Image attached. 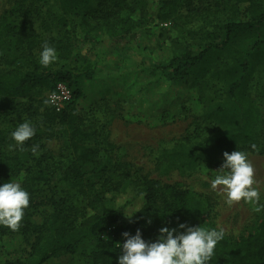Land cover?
<instances>
[{
	"label": "trees",
	"instance_id": "16d2710c",
	"mask_svg": "<svg viewBox=\"0 0 264 264\" xmlns=\"http://www.w3.org/2000/svg\"><path fill=\"white\" fill-rule=\"evenodd\" d=\"M197 1L162 0L157 19L173 22L182 15V11L196 13ZM96 2L98 7L93 8L92 4ZM60 3L63 13L80 10L84 19L92 18L103 22L106 27H112L116 22L119 24L122 12L130 7L128 0H60ZM210 9L203 15L206 24L212 28L206 34L210 39L209 45L198 54L185 52L173 58L166 68H171L174 80L182 81L193 77L202 64L215 56L213 77L221 85L224 95L218 96L197 119L193 134L202 133L207 115L215 124L210 136L193 143L190 134L172 148L161 151L158 163L162 164L161 171L165 175L173 169L187 174L200 164H216L224 159L225 151L229 154L240 150L264 155V128H259L262 113L250 101L247 92L253 70L259 67L264 71V0H228ZM222 13L225 14L223 20ZM1 27L8 48L0 57V186L20 180L21 187L30 195V204L25 209L20 229L14 232L0 225V234L24 237L29 246L24 264H48L62 255H74L91 236H96L97 240L89 264H118L125 242L124 232L134 236L139 229L145 241L155 242L162 227L172 229L182 223L197 226L203 220L206 208L201 200L187 190L161 185L147 177L139 182L145 203L126 225L121 223L123 216L117 209L103 208L104 196L122 193L135 182L129 180L128 174H120L116 170L119 167L111 159L100 156L97 147L99 133L90 131L84 116L75 109L74 103L82 92L71 87L75 77L63 63L73 52L69 34L62 38L42 39L33 28H26L25 22L19 25L4 20ZM237 41L245 45L242 49L233 50L232 46ZM45 42L56 49L58 56L57 61L48 67L39 62ZM85 79H91L89 71ZM58 83H65L72 89V102L60 113L49 106L40 119L25 117L26 112L32 109L35 112L43 107L42 92L49 90L50 93ZM21 98L27 102L18 110L15 103ZM26 121L35 127L36 134L23 145L24 151L15 148L10 154L6 149L15 142L11 133ZM57 135L67 139L72 153L63 178L70 190H77L83 202L87 201L86 209L91 213L76 208L67 198L68 201L62 199L58 203L60 206L54 208L53 213L36 222L40 207L36 199L53 178L47 168V162L52 159L47 155L44 141ZM91 140L94 141L93 146L89 144ZM37 144L38 156L31 151ZM253 144L256 150L251 147ZM105 146L114 148L107 140ZM43 199L48 201L50 198ZM52 199L54 197L47 203H54ZM110 227H114V232L122 237L121 247L115 241L100 238ZM183 231L185 229H181ZM209 264H264V220L258 231L247 238L230 240L224 237L218 242Z\"/></svg>",
	"mask_w": 264,
	"mask_h": 264
},
{
	"label": "rangeland",
	"instance_id": "374dc122",
	"mask_svg": "<svg viewBox=\"0 0 264 264\" xmlns=\"http://www.w3.org/2000/svg\"><path fill=\"white\" fill-rule=\"evenodd\" d=\"M227 1L198 0L196 13L182 11L177 20L162 22L157 19L162 0H128L130 7L122 12L121 22L106 27L103 22L84 19L80 10L63 13L60 0H0V57L8 48L7 39L2 34L1 23L4 20L19 25L25 22L26 28H33L42 39L62 38L69 34L73 52L70 59L63 63L75 77L71 87L82 92L74 103L75 109L86 119L87 128L99 133L97 147L100 156L111 159L119 167L116 170L120 174H128L129 180L135 182L122 193L104 196L103 208H114L121 212L123 225L145 203L139 188L143 177L154 179L161 185L189 191L206 208L203 220L197 226L209 230L223 228L224 237L230 240L255 234L264 220V208L255 212L252 205L243 201L229 206L226 196L211 188V181L224 163L223 158L213 165L200 164L187 174L173 169L165 175L161 171L162 164L158 163L163 149L172 148L190 134L191 141L199 143L210 136L215 128L214 121L205 115L202 133L193 134L197 119L204 110L218 96L224 95L221 85L213 77L215 56L202 64L193 77L182 81L174 80L171 68L166 67L173 58L185 52L198 54L209 45L210 39L206 34L212 28L206 24L203 15L210 8ZM98 4L93 3L92 7L97 8ZM224 18L225 14L222 13L221 20ZM244 45V42L237 41L232 49L239 50ZM108 53L112 55L107 56ZM87 71L91 75L90 80L85 79ZM248 87L250 101L261 110L262 123L259 128L262 129L264 71L261 68L253 70ZM48 95L49 90L43 91V107L35 112L34 109L26 112L25 117L40 119L44 109L49 108V104L45 103ZM26 102L21 98L15 105L19 106V110L24 108ZM106 140L113 145V149L105 146ZM89 144L93 146L94 141L91 140ZM44 146L52 159L47 162V168L53 178L36 199L40 207L35 221L41 222L60 206L58 203L62 199L68 201L67 198L76 208L91 213L90 209H86L87 201L83 202L77 190H70L63 178L72 154L67 139L57 135L45 140ZM13 150L10 151L9 147L6 149L10 154ZM248 159L256 170L255 187L260 192L259 204L264 205V155L248 154ZM47 196L50 199L54 197V203H47L50 199H43ZM127 216L132 217L129 219ZM174 228L177 233L181 232L178 226ZM101 235L108 242L122 243V237L114 231ZM96 240V236H91L74 255H62L48 264H89ZM28 255L29 246L22 235L0 234V264H24Z\"/></svg>",
	"mask_w": 264,
	"mask_h": 264
},
{
	"label": "clouds",
	"instance_id": "9594fccd",
	"mask_svg": "<svg viewBox=\"0 0 264 264\" xmlns=\"http://www.w3.org/2000/svg\"><path fill=\"white\" fill-rule=\"evenodd\" d=\"M42 49L39 61L42 66L48 67L57 61L55 48L45 42ZM45 103L49 101L46 100ZM35 134L36 129L30 122L19 124L11 133L15 144L9 145V150L19 148L24 151L23 145ZM251 147L256 150L255 144ZM38 149V144L32 146L33 155H39ZM223 156L224 163L211 181V188L218 194L225 195L229 206L243 201L252 205L255 212H260L264 205L259 204L260 192L258 187H255L256 170L248 159V154L237 150L230 154L225 151ZM29 204L30 195L21 187V183H4L0 186V225L14 232L18 231ZM127 217L131 219L132 216ZM178 227L185 231L177 233L175 228L162 227L155 242L145 241L139 229L134 236L124 232L122 235L125 242L122 245V254L118 257V264H209L218 242L224 239L225 230H209L183 223Z\"/></svg>",
	"mask_w": 264,
	"mask_h": 264
},
{
	"label": "built area",
	"instance_id": "2783aa9c",
	"mask_svg": "<svg viewBox=\"0 0 264 264\" xmlns=\"http://www.w3.org/2000/svg\"><path fill=\"white\" fill-rule=\"evenodd\" d=\"M49 106L57 113L62 112L65 107L70 104L73 100L72 89L65 83L56 84L53 91H51L47 97ZM115 230L114 227H110L103 233H110ZM102 233V234H103ZM102 239L104 237L101 235Z\"/></svg>",
	"mask_w": 264,
	"mask_h": 264
},
{
	"label": "crops",
	"instance_id": "0c3cea01",
	"mask_svg": "<svg viewBox=\"0 0 264 264\" xmlns=\"http://www.w3.org/2000/svg\"><path fill=\"white\" fill-rule=\"evenodd\" d=\"M109 54H111V53H108L107 56H109ZM111 55H112V54H111Z\"/></svg>",
	"mask_w": 264,
	"mask_h": 264
}]
</instances>
